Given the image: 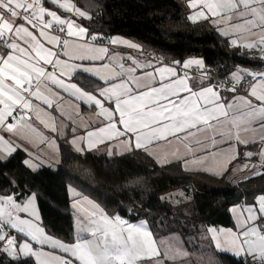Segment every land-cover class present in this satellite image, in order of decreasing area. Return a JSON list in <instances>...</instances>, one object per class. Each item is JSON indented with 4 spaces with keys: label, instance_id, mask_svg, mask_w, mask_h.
<instances>
[{
    "label": "snow or ice",
    "instance_id": "6c2138e0",
    "mask_svg": "<svg viewBox=\"0 0 264 264\" xmlns=\"http://www.w3.org/2000/svg\"><path fill=\"white\" fill-rule=\"evenodd\" d=\"M188 7L192 23L210 21L229 37L230 46L258 51L256 59L264 62V0H188ZM85 19L93 17L75 0H0L3 159L21 147L27 151L26 144H14L4 133L26 143L34 135L41 143L55 144L30 122L32 113L44 128L64 135L53 111L76 122L62 103L67 94L94 106L102 118L91 130L86 125L85 135L71 129L70 143L78 153L106 145L112 155L113 143L123 152L142 150L149 156L162 150L165 155H155L161 165L177 160L185 170L222 175L239 158V145H258V152L244 153L247 160L257 156L259 161V168L252 164L257 170L244 180L264 176V71L235 69L217 81L202 60L182 64L185 70H201L191 76L155 59L141 62L130 54H110V46L141 48L91 31L81 23ZM24 164L33 171L41 167L31 159ZM36 199L35 194L23 201L16 194L0 195V264H202L204 259L193 260L178 242L162 251L146 222L109 217L87 196L83 199L91 211L78 218L75 239L63 242L37 223ZM255 203L258 209H233L239 231L208 229L215 249L241 258L240 264H264V194ZM79 204L77 200L73 208ZM208 264H215L212 257Z\"/></svg>",
    "mask_w": 264,
    "mask_h": 264
},
{
    "label": "trees",
    "instance_id": "16d2710c",
    "mask_svg": "<svg viewBox=\"0 0 264 264\" xmlns=\"http://www.w3.org/2000/svg\"><path fill=\"white\" fill-rule=\"evenodd\" d=\"M75 2L93 17L81 21L91 31L123 37L160 61L200 58L208 72L219 77L250 64L208 21L188 20L181 0ZM25 158L17 151L0 161V195L16 194L23 200L35 194L40 224L63 242L75 239L74 198L69 187L80 194L75 198L87 196L109 216L118 215L130 223L145 221L155 239L198 234L201 225L231 227L230 209L254 205L255 198L264 194V176L232 183L226 174L185 171L179 163L159 166L142 150L112 158L67 151L61 154L56 170H30L24 165ZM173 191L182 192L183 200L170 204L162 199ZM157 227L161 234L155 232ZM219 262L240 264L229 255H221Z\"/></svg>",
    "mask_w": 264,
    "mask_h": 264
},
{
    "label": "crops",
    "instance_id": "0c3cea01",
    "mask_svg": "<svg viewBox=\"0 0 264 264\" xmlns=\"http://www.w3.org/2000/svg\"><path fill=\"white\" fill-rule=\"evenodd\" d=\"M181 1L185 4V6L187 8V11H188V16H189L191 14L192 10L188 7V0H181ZM208 22L217 29V27L215 25H213L210 21H208ZM218 32H219V30H218ZM111 38H120V39L126 40L125 38L120 37V36H113ZM227 38L229 40V37H227ZM110 49H111L110 54H111V52H118V53L122 54L125 57H127L130 54V55L136 57L137 59H139L141 62H144L145 60H151V59H149V58H147L145 56H142V55L138 54L136 52V50L129 49V48L124 47V46H110ZM242 49L244 51L246 50L244 54L250 59V64L247 67L241 68V69H251L253 71H264V62H262L259 59H256V57H259L261 55V53L258 52V51H254V50L250 51V50H247V49H244V48H242ZM190 59L201 60L200 58H194L193 57V58H188V59L184 60L181 63H184V62H186V61H188ZM125 63H128L127 59H125ZM163 65L170 66V65H167V64H163ZM173 67H175V66H173ZM194 68L195 67L193 66L192 69H194ZM177 69H178V71L181 74H183V72L187 71V70H185L183 68H177ZM192 69H190V70H192ZM188 74L191 75V76H199V75H196V74H192L190 72H188ZM100 83H102V82H100ZM63 95H64V100H63L62 103H63V106H64V108L66 110V113L69 114V115H72L75 118V121H76L75 123H72L67 118V116L61 117L58 112L53 111V115L56 117V125H57L58 132H63L64 135H58L57 133H53L49 129L44 128V126L42 124H40L39 121H37L35 119V114L34 113L30 114V116H31V121L30 122L33 123L38 128V130L40 132H42L45 136H47L49 138V140H53L54 139L55 140V144L54 145H52L50 143H41L39 137H36L34 135H29L28 139L31 141V143H26V142H22L17 137L12 136L11 134L4 133L5 138L13 141L14 144H26L27 151H25L23 147H21V148H19L17 150V151L23 152L26 155L25 160L31 159V160H33L34 163L40 164L41 167H39L38 169H40V168H48L50 170H56L57 167H58V164H59V160H60L61 154L64 153V152H67V151H71L73 153L81 154V155H83V154H93V155H96V156H103V157H108V158L120 156L122 154L127 153V152H123L121 149L117 148L115 146V143H113V145H112V152H113L112 155H108L109 149H108V147L106 145H99L97 148H95V149H93L91 151H85L84 153L76 152L75 148L70 143V140L73 138V133L71 132V129L72 128H76L77 129L75 135H85L86 134V125H90L87 128V130H91V127L98 126L99 120L102 119V118L98 117V115H97L98 109H95L94 106L93 107H89V106L83 105L82 102L76 101L74 98L68 97L67 94H63ZM45 108H46V106H45ZM77 113H78V115H77ZM81 121H83V123ZM249 146L250 147H248V146L245 147L243 145H239L238 146V151L240 153L239 158L237 160L233 161L231 164H229L227 166L228 170L224 171L222 175L226 174L227 177L229 175H233L234 174V172H232L233 166L235 164H237V163L243 162L246 159V157L244 156L245 152L252 151V152L256 153V152L259 151V146L258 145H249ZM253 146H255V147L257 146V147L253 149ZM227 147H228L227 144L220 145L221 149H227ZM171 151H172V149L168 150L169 156H170V152ZM181 151H183V149H181ZM128 152H130V151H128ZM154 152H155V155H159V156H163V155L166 154L162 150H155L154 149ZM29 153H32V155L30 156ZM5 155H6V153L0 152V161L1 162H5L6 160L9 159V157L7 159H3V157ZM155 155L154 156H150V157L153 159V161L157 165L164 166V165H161V164L157 163V161L155 159ZM254 157L256 159V162H259L258 161V157L257 156H254ZM171 163H179L181 165V167L184 169V165H183L182 161L173 160ZM171 163H168V164H171ZM25 166L28 168L27 165H25ZM196 167H198V166L189 165L190 169H194ZM28 169H30V168H28ZM237 169L238 168H236V170ZM185 171H196V170H185ZM197 172H203V173H206V174H209V175H212V176H218V177L222 176V175H213L210 172H206V171H203V170L197 171ZM70 194L74 198L73 201L71 202L72 207H73V204L76 203L77 200L80 201V204L76 208H73V210H74L73 233H74V238H75V236L77 234V232H76L77 223L75 222V215H77L78 218L83 216L85 214V210L91 211V205H88L87 201H85L83 199V197L75 198L76 195H74L73 192H70ZM25 199H23V200H25ZM23 200H21V201H23ZM237 207H240V206H234L230 210L233 211V209L237 208ZM231 215H232V212H231ZM109 217L114 218L115 216H109ZM233 217L235 218V214H233ZM140 222H142V221H140ZM134 223H136V222H134ZM147 227H148V225H147ZM234 231H239V229L236 228V229H234ZM25 239H28V238L25 237ZM34 246L35 247H39L38 245H34ZM225 255L232 256L230 253H225Z\"/></svg>",
    "mask_w": 264,
    "mask_h": 264
},
{
    "label": "rangeland",
    "instance_id": "374dc122",
    "mask_svg": "<svg viewBox=\"0 0 264 264\" xmlns=\"http://www.w3.org/2000/svg\"><path fill=\"white\" fill-rule=\"evenodd\" d=\"M239 49V51L244 54L245 51L240 48L237 47ZM183 63H181L182 65ZM195 67V66H194ZM193 68V67H192ZM192 68H189L187 70H190ZM248 163L249 167L248 168H243L242 166L244 164ZM252 164H256L257 168H259V162H256L255 157L253 156L251 161L247 160V158L241 162V163H237L233 166L232 168V172H234L233 175H229L227 177L228 181L232 182V183H237L239 181H241L243 178L251 175L253 172L256 171L257 168H252L251 165ZM236 168H238L236 170ZM73 188L69 187L68 188V193L71 196L70 192H72ZM76 192V191H75ZM77 193V192H76ZM31 196V195H30ZM259 196V195H258ZM257 196V197H258ZM73 197V196H71ZM184 198L182 192L179 191H173V192H169L165 195H163L162 199L167 201L170 204H176L180 201H182ZM254 206L258 209V204H254ZM232 212L231 218H232V226L231 227H205L204 226H199V233L198 234H193V235H189V236H181L179 234L174 235V234H170V235H161V238L156 239L158 246L161 247V250L163 251L164 246L165 245H175L176 242H178L179 246L186 248L190 253H191V258L193 260H199L201 256L204 257L202 264H208V258L212 257V259L214 260L215 264H220L219 260H220V256L221 255H225V253H219L215 247H214V242L211 241L210 237L212 235L211 232L208 231V229H236V222H235V218L233 217V211L230 210V214ZM22 215H26V214H22ZM246 216V213H245ZM74 217V216H73ZM78 217L77 215H75V222L77 223ZM144 222V221H143ZM38 224H40V221H37ZM140 223L136 222V224ZM40 226H42L40 224ZM43 227V226H42ZM155 232L158 234H161V228L157 227L155 229ZM163 233V231H162ZM154 236V235H153ZM45 249H47V246H45Z\"/></svg>",
    "mask_w": 264,
    "mask_h": 264
},
{
    "label": "built area",
    "instance_id": "2783aa9c",
    "mask_svg": "<svg viewBox=\"0 0 264 264\" xmlns=\"http://www.w3.org/2000/svg\"><path fill=\"white\" fill-rule=\"evenodd\" d=\"M136 52L138 53V54H140V55H142V56H145V57H147V58H149V59H155L157 62H159L160 60H158L157 58H155V57H153L152 55H150V54H147V53H145L144 51H137L136 50ZM163 62V64H167V65H170V66H175V67H177V68H182V65H181V63L180 64H176V63H174V62H171V61H162ZM188 72H190V73H192V74H196V75H199L200 74V69H197L196 67L194 68V69H192V70H187ZM210 75H211V77L214 79V80H217V81H219V80H224L226 77H219V76H216V75H213V74H211V73H209ZM14 231V230H13ZM236 261L238 262V263H240V261H241V258H236Z\"/></svg>",
    "mask_w": 264,
    "mask_h": 264
},
{
    "label": "water",
    "instance_id": "95a60500",
    "mask_svg": "<svg viewBox=\"0 0 264 264\" xmlns=\"http://www.w3.org/2000/svg\"><path fill=\"white\" fill-rule=\"evenodd\" d=\"M251 175H252V174H251ZM251 175H249V176H251ZM256 178H258V177H256ZM253 179H255V178H253ZM249 180H251V179H249ZM241 181H245L244 178H243Z\"/></svg>",
    "mask_w": 264,
    "mask_h": 264
}]
</instances>
